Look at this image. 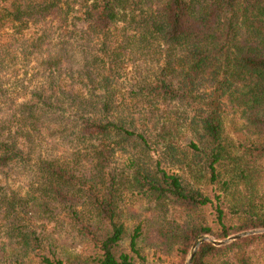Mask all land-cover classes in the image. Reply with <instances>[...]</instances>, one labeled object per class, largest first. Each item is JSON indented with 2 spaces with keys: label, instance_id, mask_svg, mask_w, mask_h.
I'll return each instance as SVG.
<instances>
[{
  "label": "trees",
  "instance_id": "obj_1",
  "mask_svg": "<svg viewBox=\"0 0 264 264\" xmlns=\"http://www.w3.org/2000/svg\"><path fill=\"white\" fill-rule=\"evenodd\" d=\"M19 57L37 66L26 98L0 83V264H137L120 245L143 237L185 264L204 235L264 229V0H0V80ZM191 264H264V232Z\"/></svg>",
  "mask_w": 264,
  "mask_h": 264
},
{
  "label": "rangeland",
  "instance_id": "obj_2",
  "mask_svg": "<svg viewBox=\"0 0 264 264\" xmlns=\"http://www.w3.org/2000/svg\"><path fill=\"white\" fill-rule=\"evenodd\" d=\"M36 64H37V61H35L34 59H31V61L25 60L22 57H19L18 59H16L15 62L10 66V68L1 74L0 83L2 82V86H3L2 89L5 90V88H8L7 94L9 96H10V93L13 94L12 91L15 90L16 92L23 94V97L26 98L27 90L30 89L32 85L34 84V78H31V79L29 78L33 77L32 75L36 70L35 69V67L37 66ZM129 75L130 74H128V76ZM23 97H21L20 100H22ZM7 113L8 111L0 109V117L4 119L7 118ZM126 157L127 156H121L120 158H118L117 159L118 164L125 162L127 160ZM31 180H32V177L29 174L22 172L17 175L16 182L14 184H15V187L20 186L22 192H24L28 188L27 186L30 184ZM52 226L54 227V225ZM55 229L56 231H58L59 233L58 237L61 239V243L59 244V247L62 245L63 248L68 252L77 250L81 247L79 240L77 238H74V234L69 230V227L66 225L65 222H62L59 219L58 224L57 223L55 224ZM249 230H259L258 232H255V233L264 232V229H249ZM249 230H245V231H249ZM241 232H244V231H241ZM255 233H249L244 236L255 234ZM207 236H210V235H207ZM244 236H241V237H244ZM220 239H223V238H220ZM129 246L130 244H129L128 239L123 240V242L120 245L121 249L125 251L126 253L130 254V256L133 257V261L136 262L137 264H171L173 261V258L169 257L168 255H165V253H163L160 249H158V247L149 243L148 238L143 237L142 239L137 240V245L135 246L136 249L138 250L137 253L134 251H131Z\"/></svg>",
  "mask_w": 264,
  "mask_h": 264
},
{
  "label": "water",
  "instance_id": "obj_3",
  "mask_svg": "<svg viewBox=\"0 0 264 264\" xmlns=\"http://www.w3.org/2000/svg\"><path fill=\"white\" fill-rule=\"evenodd\" d=\"M259 230H249V231H244V232H239V233H236V234H233V235H230L226 238H223V239H214L210 236H207V235H204L200 238H198L197 240L194 241L192 248L190 250V254L187 258V261H186V264H191V258L193 256V254L195 253L196 249L199 247V244H201L202 242H212L213 245H222V244H227L228 242L234 240V239H237L241 236H244L246 234H249V233H255V232H258Z\"/></svg>",
  "mask_w": 264,
  "mask_h": 264
}]
</instances>
